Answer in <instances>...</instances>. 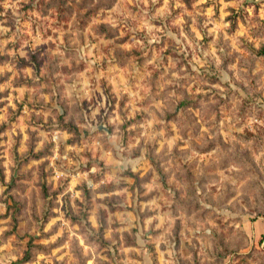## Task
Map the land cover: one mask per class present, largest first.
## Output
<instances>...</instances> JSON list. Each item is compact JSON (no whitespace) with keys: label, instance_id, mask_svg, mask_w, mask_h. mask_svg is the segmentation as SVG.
Segmentation results:
<instances>
[{"label":"rangeland","instance_id":"rangeland-1","mask_svg":"<svg viewBox=\"0 0 264 264\" xmlns=\"http://www.w3.org/2000/svg\"><path fill=\"white\" fill-rule=\"evenodd\" d=\"M0 264H264V0H0Z\"/></svg>","mask_w":264,"mask_h":264}]
</instances>
